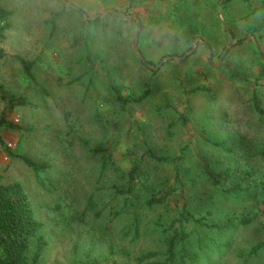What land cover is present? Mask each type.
<instances>
[{
  "label": "rangeland",
  "instance_id": "rangeland-1",
  "mask_svg": "<svg viewBox=\"0 0 264 264\" xmlns=\"http://www.w3.org/2000/svg\"><path fill=\"white\" fill-rule=\"evenodd\" d=\"M64 4L85 17L108 10L84 27L89 60L83 45L72 47L71 34L49 35L48 19ZM0 10L8 11L0 13V27L7 24L0 29V84L31 102L11 107L0 96V113L16 126L3 123L0 136L14 153L47 166L35 173L0 145V182L19 181L33 202L45 239L39 264H136L108 257L105 243L90 236L92 225L107 221V188L115 180L101 169L103 151L121 168L137 169L141 195L163 192L174 184V165L180 169L183 185L164 204L140 211L138 239L123 241L134 255L162 254L173 233L161 228L186 204L237 225L202 235L201 264H243L237 253L264 239V119L251 102L255 90L264 104V0H0ZM16 55L35 59L31 70L42 89ZM146 82L150 93L141 101L115 99V90L138 96ZM146 147L171 160L151 159ZM204 163L252 169L256 189L223 193ZM91 194L101 217L85 207ZM128 216L113 220L115 240ZM243 216L254 219L239 225ZM197 228L187 225L192 235ZM247 262L264 264V250Z\"/></svg>",
  "mask_w": 264,
  "mask_h": 264
},
{
  "label": "trees",
  "instance_id": "trees-1",
  "mask_svg": "<svg viewBox=\"0 0 264 264\" xmlns=\"http://www.w3.org/2000/svg\"><path fill=\"white\" fill-rule=\"evenodd\" d=\"M0 13L8 14V11L0 10ZM48 21L50 23V36H54L59 29L61 34H71L70 44L72 47L83 45L85 59L92 58L91 47L84 27L87 23H100L101 17H85L79 6L64 4L62 9L51 14ZM6 25L4 24L0 29L6 27ZM226 51L227 48H223L221 54L223 52L225 54ZM16 57L20 61L26 76L42 89L31 70L35 59L27 60L20 55H16ZM0 92V96L7 99L11 107L31 104L25 94H11L1 84ZM149 93V83L146 82L138 96L130 98L115 90V99L122 104H126L128 101H141ZM251 102L254 110L264 119V104L255 90L252 92ZM4 112L2 110L0 113V126L6 123V125L16 127L10 122H5ZM0 145H3L8 155L22 159L35 173L47 167L43 162L34 161L24 154L14 153L4 144L1 136ZM216 145L222 144L216 143ZM144 153L151 159L160 162L171 160L169 156L156 154L151 147H146ZM103 168H109L115 180L107 188L111 194V200L105 206L107 209L106 214H108L107 221L92 225L90 236L95 241L100 240V242L105 243L108 257H111L112 253H118L123 257L134 259L136 264H201V257L206 250L205 245H207V242L202 240V235L211 231L217 233L231 231L237 226L228 217L211 221L206 215L196 214L186 204H183L168 224L161 228L164 233H167V231L173 233L165 251L159 254L156 250L147 249L134 255L123 241L128 239V242L131 243L138 239L140 235V211L164 204L168 197L178 190L179 186L183 185L180 169L177 164L174 165V184L167 187L163 192L149 190L141 195L142 187L137 180L136 168L127 170L121 168L115 163L110 151L102 152L101 169ZM203 169L212 184L217 186L218 190L223 193L236 194L256 189L252 169L227 166L216 170L207 163L203 164ZM85 207L93 210L96 217H101L102 211L100 208H96L97 202L94 201L92 194L88 196ZM125 212L132 219L129 225L122 226L121 234L118 236L119 240H115V234L112 231L113 220L117 217H123ZM253 219V217L243 216L238 219V222L239 225L244 226L251 223ZM188 224L198 227L196 235H192L187 230ZM42 225L35 213L33 202L22 183L19 181L0 182V264H39L42 248L45 245V239L41 233ZM33 244L35 248L32 250ZM262 250H264V239L252 244L247 252H238L237 256L243 258V264H247L248 258L258 256ZM89 264H93V262Z\"/></svg>",
  "mask_w": 264,
  "mask_h": 264
},
{
  "label": "water",
  "instance_id": "water-1",
  "mask_svg": "<svg viewBox=\"0 0 264 264\" xmlns=\"http://www.w3.org/2000/svg\"><path fill=\"white\" fill-rule=\"evenodd\" d=\"M66 2V1H65ZM66 4H69V2H66ZM108 10H106L104 13H106ZM104 13H100V14H98L97 16H103L104 15ZM94 16H96V15H94ZM94 16H92V17H94ZM132 16H134V14H132ZM88 18H91V17H88ZM137 38V31L135 32V39ZM135 47H136V49H138V46H137V43H135ZM194 48V46L192 47V49ZM139 55H140V57L142 58V56H141V54L139 53ZM149 66H151L152 68H156L155 66H153V65H151V64H148Z\"/></svg>",
  "mask_w": 264,
  "mask_h": 264
}]
</instances>
